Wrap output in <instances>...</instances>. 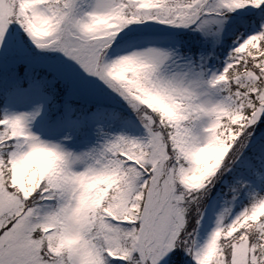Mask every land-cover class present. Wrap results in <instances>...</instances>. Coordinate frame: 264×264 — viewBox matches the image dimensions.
I'll return each instance as SVG.
<instances>
[{
    "label": "snow or ice",
    "instance_id": "6c2138e0",
    "mask_svg": "<svg viewBox=\"0 0 264 264\" xmlns=\"http://www.w3.org/2000/svg\"><path fill=\"white\" fill-rule=\"evenodd\" d=\"M0 264H264V0H0Z\"/></svg>",
    "mask_w": 264,
    "mask_h": 264
}]
</instances>
